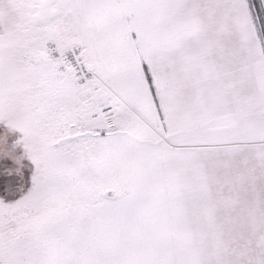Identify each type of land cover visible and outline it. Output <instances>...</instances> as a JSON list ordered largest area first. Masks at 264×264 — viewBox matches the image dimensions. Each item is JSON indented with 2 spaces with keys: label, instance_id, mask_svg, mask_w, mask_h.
<instances>
[{
  "label": "snow or ice",
  "instance_id": "1",
  "mask_svg": "<svg viewBox=\"0 0 264 264\" xmlns=\"http://www.w3.org/2000/svg\"><path fill=\"white\" fill-rule=\"evenodd\" d=\"M0 264H264V0H0Z\"/></svg>",
  "mask_w": 264,
  "mask_h": 264
}]
</instances>
